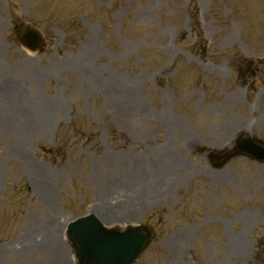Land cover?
Listing matches in <instances>:
<instances>
[{"label": "rangeland", "instance_id": "374dc122", "mask_svg": "<svg viewBox=\"0 0 264 264\" xmlns=\"http://www.w3.org/2000/svg\"><path fill=\"white\" fill-rule=\"evenodd\" d=\"M16 21L43 54L16 45ZM258 59L264 0H0V264H75L65 228L90 213L153 227L136 264H248L264 165L217 170L200 149L264 140Z\"/></svg>", "mask_w": 264, "mask_h": 264}, {"label": "water", "instance_id": "95a60500", "mask_svg": "<svg viewBox=\"0 0 264 264\" xmlns=\"http://www.w3.org/2000/svg\"><path fill=\"white\" fill-rule=\"evenodd\" d=\"M15 29L21 42L29 48L33 49L42 42L39 33L30 27L22 25ZM235 150L234 153L220 156L217 165L222 166L237 154L264 162V143L256 138L242 136ZM67 236L73 244L79 264H133L149 244L151 231L145 227H129L122 232L105 230L91 216L70 224Z\"/></svg>", "mask_w": 264, "mask_h": 264}, {"label": "bare ground", "instance_id": "6f19581e", "mask_svg": "<svg viewBox=\"0 0 264 264\" xmlns=\"http://www.w3.org/2000/svg\"><path fill=\"white\" fill-rule=\"evenodd\" d=\"M127 167L132 170L133 175H135L136 173L138 174L139 170L148 169L149 168V166L147 164L138 163V160L132 161L131 163H127ZM140 175H142V173L138 174V176H140ZM96 215H97V213H96ZM99 220L103 221L102 219H99ZM56 225H57L56 223L53 224V229L51 230L52 233H56V231H57L56 230Z\"/></svg>", "mask_w": 264, "mask_h": 264}]
</instances>
